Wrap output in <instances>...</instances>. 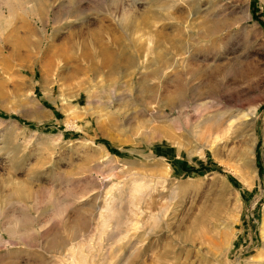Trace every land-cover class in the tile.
Wrapping results in <instances>:
<instances>
[{"label":"rangeland","instance_id":"1","mask_svg":"<svg viewBox=\"0 0 264 264\" xmlns=\"http://www.w3.org/2000/svg\"><path fill=\"white\" fill-rule=\"evenodd\" d=\"M0 264H264V0H0Z\"/></svg>","mask_w":264,"mask_h":264},{"label":"bare ground","instance_id":"2","mask_svg":"<svg viewBox=\"0 0 264 264\" xmlns=\"http://www.w3.org/2000/svg\"><path fill=\"white\" fill-rule=\"evenodd\" d=\"M37 47H38V45H37ZM38 50H39V49H38ZM28 54H30V53H28ZM87 54H88V53H87ZM87 54H86V56H88ZM89 56H90V54H89ZM87 58H88V57H87Z\"/></svg>","mask_w":264,"mask_h":264}]
</instances>
